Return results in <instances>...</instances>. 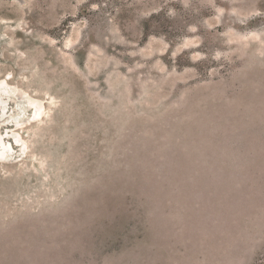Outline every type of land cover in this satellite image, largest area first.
I'll use <instances>...</instances> for the list:
<instances>
[{
	"label": "rangeland",
	"instance_id": "1",
	"mask_svg": "<svg viewBox=\"0 0 264 264\" xmlns=\"http://www.w3.org/2000/svg\"><path fill=\"white\" fill-rule=\"evenodd\" d=\"M2 80L0 264H264V0H0Z\"/></svg>",
	"mask_w": 264,
	"mask_h": 264
},
{
	"label": "bare ground",
	"instance_id": "2",
	"mask_svg": "<svg viewBox=\"0 0 264 264\" xmlns=\"http://www.w3.org/2000/svg\"><path fill=\"white\" fill-rule=\"evenodd\" d=\"M4 80V79H3ZM3 80L1 81V83H0V89L2 88V86H1V84H2V82H3ZM5 82H3V84H4ZM5 86H6V84H5ZM7 86H8V84H7ZM10 86V85H9ZM8 86V87H9ZM11 87H13L12 85H11ZM13 89V91L15 90L16 91V89H14V87L12 88ZM4 91V90H3ZM2 91V92H3ZM12 91V90H11ZM5 92H7V91H5ZM11 93V92H10ZM9 93V94H10ZM13 93V92H12ZM9 94H7V95H9ZM1 95V94H0ZM12 94H10V96H11ZM13 96V95H12ZM15 98V97H14ZM33 99V98H32ZM5 100V99H4ZM30 101V100H29ZM31 102V101H30ZM30 102H29V104H30ZM2 103H3V101H2V99L0 100V107H2L3 108V105H2ZM35 103V102H34ZM2 105V106H1ZM33 106V105H32ZM6 109V108H5ZM2 111V110H1ZM7 111H9V110H7ZM2 113H3V111H2ZM1 113V114H2ZM8 113V112H7ZM0 114V116H3V115H5V112H4V114L3 115H1ZM44 113H43V111H42V107L40 106V104H34V106H33V109H32V112H31V114H30V117H29V119H31V121L32 120H36V119H39L42 115H43ZM30 121V122H31ZM1 122V121H0ZM21 122V121H20ZM16 124V126L17 127H21L19 124H17V122L15 123ZM15 126V125H14ZM10 133V131L8 132V134ZM19 134H17V133H14V137H15V141L16 142H18V144L21 142V138L18 136ZM4 155H5V153H0V160L2 161V160H4Z\"/></svg>",
	"mask_w": 264,
	"mask_h": 264
}]
</instances>
